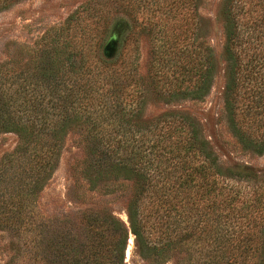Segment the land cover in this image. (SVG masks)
Wrapping results in <instances>:
<instances>
[{
    "label": "trees",
    "instance_id": "trees-1",
    "mask_svg": "<svg viewBox=\"0 0 264 264\" xmlns=\"http://www.w3.org/2000/svg\"><path fill=\"white\" fill-rule=\"evenodd\" d=\"M17 1L0 0V12ZM200 1L83 0L54 30L60 46L52 41L47 63H37L21 80L7 63L0 65V134L18 139L0 159V226L25 242V252L10 245L4 264H125L129 235L144 261L163 262L195 247L197 264H264V169H221L189 117L177 111L148 117L137 67L115 63L121 49L105 62L113 35L103 56L100 50V36L112 22L140 21L161 43L171 33L164 43L173 45L178 76L165 90V104L203 99L223 67L229 131L243 149L263 154L264 0L222 1L219 58L199 34ZM82 40L98 63H83V55L76 62ZM68 132L76 134L83 152L74 173L90 190L127 183L129 191L121 196L127 223L109 208L75 203V186L67 192L75 208L72 221L37 213L34 196L55 170Z\"/></svg>",
    "mask_w": 264,
    "mask_h": 264
},
{
    "label": "rangeland",
    "instance_id": "rangeland-1",
    "mask_svg": "<svg viewBox=\"0 0 264 264\" xmlns=\"http://www.w3.org/2000/svg\"><path fill=\"white\" fill-rule=\"evenodd\" d=\"M83 0H22L12 3L7 9L0 12V65L8 64V69L19 80L25 78L26 72L33 73L37 63H47L50 57V47L55 37L54 30L64 23L67 16L72 13ZM223 0H201L198 7L199 34L205 35L207 43L212 47L216 58L222 54L224 34L221 24L217 20L219 7ZM140 23V21H139ZM134 26L132 20L125 19L122 25L111 23L108 33L100 36V50H104L110 37H114L115 43L112 56L106 60L111 63L118 53L122 52L121 61L115 63H131L137 67L136 76L147 89L146 115L153 117L162 112L177 111L189 117L197 125L201 135L209 142L212 153L216 157L217 164L225 169L233 164L246 165L255 170L264 169V153L256 154L243 149L232 136L225 121L223 107V74L219 73L213 81L209 93L201 100H181L171 104H165V90L174 86L177 78V63H172L173 52L170 43L171 33L163 34V43L157 36H148L146 31ZM129 27V28H128ZM112 28V29H111ZM184 28H187L184 27ZM107 35V36H106ZM188 33L184 32L181 39ZM203 41V40H202ZM84 48L76 49L75 60L77 63L80 55H83V63H98L95 61L93 49L88 48L86 40L81 41ZM59 48V47H58ZM82 53V54H80ZM98 55L100 59L102 56ZM40 70V69H38ZM25 72V73H24ZM172 89V88H171ZM78 137L74 132H68L62 138L61 150L55 170L44 187L34 196V207L37 213L47 219L68 220L76 216L74 205L69 204L68 190L73 187L76 193L74 202L79 205L106 207L114 211L116 216L127 223L126 214L123 211V199L129 189L123 180L112 181L109 184H100L94 190H90L87 183L83 182L74 173L83 159V152L78 143ZM18 144L15 135L0 134V159L10 154ZM75 178H78L76 185ZM70 199V198H69ZM72 199V198H71ZM73 202V203H74ZM0 226V264L8 261L12 254L10 245H18L23 252L24 239L16 238L9 230ZM131 238V242H129ZM193 249V250H192ZM192 247L190 251L180 249L171 254L168 260L163 262H149L142 260L133 247V237L129 235L124 256L125 264H197L198 252ZM9 251V252H7ZM25 252V251H24ZM192 252V253H189ZM193 256L192 260L190 255ZM203 257V255L201 256ZM21 257V261H22ZM200 263V261H199Z\"/></svg>",
    "mask_w": 264,
    "mask_h": 264
},
{
    "label": "water",
    "instance_id": "water-1",
    "mask_svg": "<svg viewBox=\"0 0 264 264\" xmlns=\"http://www.w3.org/2000/svg\"><path fill=\"white\" fill-rule=\"evenodd\" d=\"M106 50L109 51V54H112V51H113L112 44H111V45H108V46L106 47Z\"/></svg>",
    "mask_w": 264,
    "mask_h": 264
},
{
    "label": "bare ground",
    "instance_id": "bare-ground-1",
    "mask_svg": "<svg viewBox=\"0 0 264 264\" xmlns=\"http://www.w3.org/2000/svg\"><path fill=\"white\" fill-rule=\"evenodd\" d=\"M129 242H131V238H130Z\"/></svg>",
    "mask_w": 264,
    "mask_h": 264
}]
</instances>
